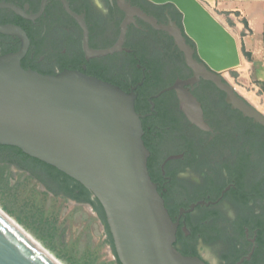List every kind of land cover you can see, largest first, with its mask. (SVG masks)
<instances>
[{
    "label": "flooded vegetation",
    "instance_id": "obj_1",
    "mask_svg": "<svg viewBox=\"0 0 264 264\" xmlns=\"http://www.w3.org/2000/svg\"><path fill=\"white\" fill-rule=\"evenodd\" d=\"M41 1L0 0L27 6V14H36ZM65 1L82 17L90 50L117 43L126 18L118 0ZM123 2L159 25L171 21L182 29L181 13L171 3ZM0 24L25 31L29 48L21 60L24 69L47 75L77 70L134 94L149 151L150 178L172 221L178 222L173 244L178 252L189 246L203 260L200 246L215 245L220 249L219 264H264V128L226 104L224 93L211 82L200 79L183 85L192 71L166 31L134 15L119 51L86 59L83 30L58 0L47 1L33 21L1 8ZM0 37L1 44L16 41L19 49L17 38ZM186 42L194 48L191 40ZM173 86L188 90L197 100L209 130L187 119ZM192 229L194 238L186 240Z\"/></svg>",
    "mask_w": 264,
    "mask_h": 264
},
{
    "label": "water",
    "instance_id": "obj_2",
    "mask_svg": "<svg viewBox=\"0 0 264 264\" xmlns=\"http://www.w3.org/2000/svg\"><path fill=\"white\" fill-rule=\"evenodd\" d=\"M47 1H41L36 14L25 13L27 6L22 9L5 2H0V9H9L33 21L42 14ZM58 1L83 30L86 59L119 51L126 26L136 15L172 37L192 71V77L183 85H193L200 79L211 82L224 93L226 104L264 128V116L199 55L197 41L186 29V14L175 0L147 1L173 4L181 13L182 29L171 21L159 25L139 9L118 0L126 18L117 43L104 50L88 48L82 17L72 12L65 0ZM0 34L20 42L16 52L0 56V145L19 149L88 190L102 207L119 264H206L173 247L178 222L172 221L150 178L149 151L142 139L141 116L135 111L134 94L77 70L47 75L24 69L21 60L29 48L25 31L14 24H0ZM186 39L191 40L194 48ZM172 88L187 119L204 131L209 130L200 104L190 92L182 87ZM13 168L19 170L14 165ZM199 250L206 253L212 264H219L217 246L202 244ZM0 264L57 263L0 213Z\"/></svg>",
    "mask_w": 264,
    "mask_h": 264
},
{
    "label": "rangeland",
    "instance_id": "obj_3",
    "mask_svg": "<svg viewBox=\"0 0 264 264\" xmlns=\"http://www.w3.org/2000/svg\"><path fill=\"white\" fill-rule=\"evenodd\" d=\"M198 2L232 37L239 57L230 66H225L216 53H212L208 61L242 98L264 116V99L259 96L260 89L244 62L246 57L240 48L236 25L221 11ZM0 209L63 264H116L104 226L89 205L54 197L28 173L2 162ZM200 255L207 264H212L205 252H200Z\"/></svg>",
    "mask_w": 264,
    "mask_h": 264
},
{
    "label": "trees",
    "instance_id": "obj_4",
    "mask_svg": "<svg viewBox=\"0 0 264 264\" xmlns=\"http://www.w3.org/2000/svg\"><path fill=\"white\" fill-rule=\"evenodd\" d=\"M13 23L19 24V20L15 19ZM3 37H0V39ZM9 39V38H8ZM12 45H4L0 43V56L9 52L17 50L16 41H12ZM243 55L247 60H250V55L241 49ZM22 67L25 68V65L22 61ZM263 130V129H262ZM0 161L7 165H14L20 171L28 173V175L40 185H42L45 191L54 197H63L68 200H72L79 204L89 205L93 211L97 214L99 220L105 228V233L107 236L108 244L112 250V253L115 258L116 264H119L116 254L113 248L111 235L109 233L105 216L102 210V207L98 201L92 197V194L82 187L78 182L72 180L62 172L58 171L52 166H49L43 162H40L36 159H33L25 154H23L19 149L9 146L0 145ZM195 231L192 229L190 235L186 237V240H191L194 238ZM182 239V233L177 235V240ZM183 255L195 256L197 255L196 251L191 247H185L181 251Z\"/></svg>",
    "mask_w": 264,
    "mask_h": 264
},
{
    "label": "crops",
    "instance_id": "obj_5",
    "mask_svg": "<svg viewBox=\"0 0 264 264\" xmlns=\"http://www.w3.org/2000/svg\"><path fill=\"white\" fill-rule=\"evenodd\" d=\"M199 1L221 11L236 25L240 48L250 55V60L244 62L264 99V0Z\"/></svg>",
    "mask_w": 264,
    "mask_h": 264
},
{
    "label": "bare ground",
    "instance_id": "obj_6",
    "mask_svg": "<svg viewBox=\"0 0 264 264\" xmlns=\"http://www.w3.org/2000/svg\"><path fill=\"white\" fill-rule=\"evenodd\" d=\"M186 14L185 25L188 33L198 44L199 55L207 62L212 53L219 54L225 66L238 60L236 46L232 37L214 20V18L201 6L198 0H175ZM210 66L211 63L207 62ZM256 110V109H255ZM257 111V110H256ZM260 113V112H259ZM261 114V113H260ZM0 213L30 238L49 258L57 264H63L41 243L27 233L17 222L10 218L2 209Z\"/></svg>",
    "mask_w": 264,
    "mask_h": 264
}]
</instances>
